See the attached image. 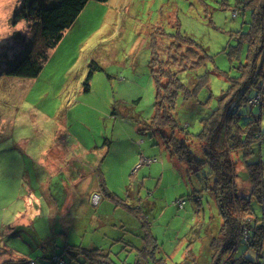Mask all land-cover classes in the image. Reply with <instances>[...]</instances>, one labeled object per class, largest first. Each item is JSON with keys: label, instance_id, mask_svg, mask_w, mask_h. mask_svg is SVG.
Segmentation results:
<instances>
[{"label": "rangeland", "instance_id": "rangeland-1", "mask_svg": "<svg viewBox=\"0 0 264 264\" xmlns=\"http://www.w3.org/2000/svg\"><path fill=\"white\" fill-rule=\"evenodd\" d=\"M39 1L42 7L57 3ZM21 2L0 0V253L7 256L5 264H92L80 250L94 247L109 251L115 264L131 263L150 242L155 258L165 264H205L222 221L211 191L213 176L207 166L189 174L185 164L169 157L163 136L151 124L158 89L150 73L152 45L158 47L154 57L165 62L170 34L178 31L194 39L213 56V62L206 59L207 67L194 72L212 70L204 93L215 99L228 83L213 68L237 75L245 48L242 58L232 62L228 52L237 44L234 32L247 29L251 11L234 16L241 6L237 0H90L47 50L41 71L17 77L7 70L41 43L39 22H12ZM174 50L170 57L177 55ZM178 77L190 85L189 72ZM181 96L178 120L197 133L201 123ZM239 112L240 123L249 113L257 115L264 132V102L244 104ZM55 148L63 157L57 165L68 170L67 176L50 163ZM85 149L95 152L85 154ZM252 149L248 158L257 159V153L264 161V142ZM243 154L235 149L231 156L236 183L245 190L249 182L241 181L246 179ZM68 176L77 189L72 194L63 193ZM93 188L101 190L102 201L90 209L85 195ZM24 196L44 202L50 213L44 206L33 229L8 233L9 222L24 210ZM55 202L71 209L64 235L52 227ZM251 206L253 217L264 223V201L253 197ZM45 238L52 240L48 251L39 247ZM241 252L257 258L242 244L237 254Z\"/></svg>", "mask_w": 264, "mask_h": 264}, {"label": "trees", "instance_id": "trees-1", "mask_svg": "<svg viewBox=\"0 0 264 264\" xmlns=\"http://www.w3.org/2000/svg\"><path fill=\"white\" fill-rule=\"evenodd\" d=\"M55 1L57 3L54 6L42 7L39 0H22L14 12L12 22L15 24L21 20L39 22L41 43L40 47H35L34 52L24 55L9 68L8 75L30 77L39 73L47 50L56 46L62 38V32L72 24L90 0ZM237 2L241 6H238L233 15H238L239 10H250L251 19L246 22V30L234 32L237 44L230 47L228 55L231 62L242 58V48H245L246 55L236 66L237 75L213 68V71L221 74L228 83L226 89L215 99L212 98L211 92V95L204 93L208 88L211 69L207 68L203 74L198 75L194 72L207 67L208 60L213 62V56L199 48L201 46L190 36L178 31L170 34V45L166 47L168 60L165 62L162 61L164 59L154 57L158 48L154 43L150 61V73L158 87L153 105L152 126L163 136V144L169 152V157L185 164L189 174L207 166L213 176L211 191L220 208L222 221L219 231L211 239L210 253L204 255L205 264H264V223L253 217L251 206L253 197L259 202L264 201V161L257 153V159L248 158L254 152L253 145L261 148L264 132L260 128L257 115L249 113L246 121L240 123L243 114L239 112V108L244 104L254 107L262 106L264 102V0ZM173 39L175 42H172ZM172 47L177 55L170 57ZM166 62L170 63L168 68L159 67L161 72H158L157 65ZM175 64H178V67H175ZM181 72H189V86L178 77ZM92 74L93 71L89 70L86 75L87 90ZM181 94L182 101L189 104L187 109L194 111L201 123V129L197 133L189 132L188 125H182L178 120L176 109ZM235 149L244 152L246 179L241 181L249 182V188L245 190L240 188L241 184L239 186L236 183L235 163L231 156ZM240 244L253 249L257 258H249L243 252L237 254ZM151 246L153 242H150L148 250L146 247L140 249L142 253L136 254L134 262L123 264H165L164 260L155 258ZM4 251L11 252L6 249ZM80 251L90 258L92 264H115L109 251L104 249L94 247Z\"/></svg>", "mask_w": 264, "mask_h": 264}, {"label": "crops", "instance_id": "crops-1", "mask_svg": "<svg viewBox=\"0 0 264 264\" xmlns=\"http://www.w3.org/2000/svg\"><path fill=\"white\" fill-rule=\"evenodd\" d=\"M60 142V141H59ZM77 144H81L80 141H77ZM76 144V146H77ZM79 147V146H78ZM95 151L93 149L89 150V149H85V154H90L94 153ZM56 154V155H53ZM50 155L53 156L54 159L50 158V163L52 165H56L57 169L59 171H62L63 174L65 176H67L68 174V170H62V168L57 165L60 160L63 159L62 154L60 153L58 148H55L54 152H52ZM105 157V156H103ZM37 161V160H36ZM41 162L43 160H40ZM75 161V160H71L70 162ZM77 162V161H76ZM46 163V161L44 162ZM73 170H78L76 167L72 166ZM96 170V169H94ZM97 174V173H96ZM68 181L70 182V184H72V188H70L69 190V184L67 185ZM67 183L64 182V188L65 190L63 191V193L68 194V193H73L74 191H76L77 189H73L74 183L72 181V177L68 176V180ZM101 190H96V188L93 189H89L85 195V199H87V203L90 209L96 208L97 206L101 205V201H102V195H101ZM94 193H99L101 195V200L100 202H98V204L94 205L91 201V196ZM24 200V204H23V209L22 211H18L14 217V219L12 221L9 222V230L8 233H12V230L18 231L21 230L22 227H24L25 229H33L34 228V218L37 217V215H39L41 213V211L43 210L44 206L47 209V211L49 212V207L47 205L44 204V202H30L29 198H27V196L23 197ZM69 201V200H68ZM75 201H73L72 204H74ZM69 203V202H68ZM67 205V204H66ZM72 206V205H71ZM69 206H64L63 208H59L58 205H56L55 202V212L53 213L54 215V220H55V224L52 225L53 229L55 227L57 228H61V233H68V227L70 226V222L67 221V219L71 216V209L68 208ZM50 213V212H49ZM48 213V214H49ZM58 224V226H57ZM24 229V230H25ZM52 229V230H53ZM13 233V234H14ZM64 235V234H63ZM67 239V236H65ZM39 247L45 249V251L48 249H51V244H52V240L50 238H45V242L43 240L40 241L39 243ZM53 251H55V248H53ZM69 253V251H68ZM4 252H1L0 255H2L0 257V263H4L7 262L8 260H6L5 258L7 257H3ZM10 254V253H8ZM11 256V255H10ZM55 256V255H54ZM12 261V260H9ZM31 264H36V260L31 262Z\"/></svg>", "mask_w": 264, "mask_h": 264}, {"label": "built area", "instance_id": "built-area-1", "mask_svg": "<svg viewBox=\"0 0 264 264\" xmlns=\"http://www.w3.org/2000/svg\"><path fill=\"white\" fill-rule=\"evenodd\" d=\"M91 201L92 203H94L95 205L98 204V202L100 201V195L97 194V193H94L92 196H91ZM64 262L63 261H60V264H63Z\"/></svg>", "mask_w": 264, "mask_h": 264}]
</instances>
